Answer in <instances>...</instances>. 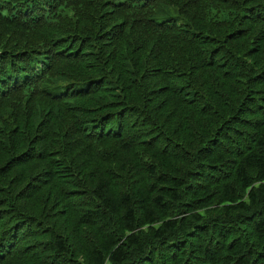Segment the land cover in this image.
Segmentation results:
<instances>
[{"label": "trees", "instance_id": "16d2710c", "mask_svg": "<svg viewBox=\"0 0 264 264\" xmlns=\"http://www.w3.org/2000/svg\"><path fill=\"white\" fill-rule=\"evenodd\" d=\"M0 264H264V0H0Z\"/></svg>", "mask_w": 264, "mask_h": 264}]
</instances>
